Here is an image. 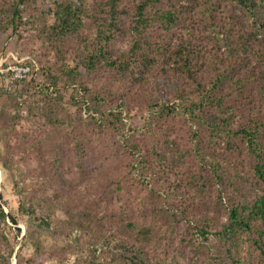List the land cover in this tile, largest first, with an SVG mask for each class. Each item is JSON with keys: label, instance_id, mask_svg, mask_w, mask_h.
Segmentation results:
<instances>
[{"label": "trees", "instance_id": "1", "mask_svg": "<svg viewBox=\"0 0 264 264\" xmlns=\"http://www.w3.org/2000/svg\"><path fill=\"white\" fill-rule=\"evenodd\" d=\"M83 6L85 0H74L55 4L53 10L43 11L35 0H11L9 4L1 1L0 30L9 28L16 33L23 14L29 12L33 24L48 12V15L52 13L56 24L50 27V35L60 45L67 34L76 35L83 26V20L87 19V15L82 17ZM90 7L93 12L88 18L99 38L98 49L91 50L86 41L77 37V46L69 55H73L74 60L82 59L84 63L76 64L84 66L87 71L93 70L95 64L108 55L107 46L100 39L106 41L113 35L130 36L133 41L129 48L131 54L117 56L112 53L108 66L121 71H129L130 65L136 66L127 77L132 85H139L147 74L156 71V74H165L166 79L155 88V93H166L165 88L171 87L169 95L183 103V113L186 112L191 119L185 127L195 125L205 131V135L191 134L193 137L187 138L190 148L178 149L179 143L170 138L177 134L174 139L180 140L183 131L182 124L171 121L177 117L176 106L160 101L148 104L149 113L155 114L157 109L155 116L161 117L165 113L170 117L165 122L162 120L160 126L143 121L144 128L141 126L139 131L142 138L153 141L159 133L162 138L170 139L166 143L174 146L179 159L175 161L170 157L165 163L158 150L164 148L168 151L170 146L164 147L165 141L158 142L160 147L152 146L155 151L148 168L154 176L163 172L164 166L167 169L175 165L180 167L169 184L173 188L170 192L177 197L170 199L172 204H168L170 208L166 210L172 223L184 224L192 230L188 241L174 239L177 248H172L175 245L169 241L172 256L166 258L168 248L165 249L166 255L158 258L159 264L179 262L188 255H191L188 257L191 263L199 260L201 264H264V46H258L256 40L259 31L264 35V0H91ZM256 11L258 26L249 27L243 18ZM35 12L38 17L33 15ZM152 35L154 38L150 44ZM221 48L223 51L217 56L215 52ZM54 49L62 64L59 65L60 74L69 79L59 46ZM70 72L74 70L69 68ZM43 73L45 82L39 86L45 92L49 88L57 91V75L51 71ZM33 78L34 75L24 82ZM66 82L64 86L75 92L72 102L81 117L92 118L94 125H102L106 118L110 119L111 127L121 123L124 100L114 105L116 111L109 110L106 116L98 110L100 98L93 96L87 85L79 82L77 88L74 83L67 85ZM151 96L154 99V92ZM191 152L192 159L184 157L185 161L181 160L183 155ZM41 185L37 183L40 190ZM18 186L20 183H14L12 189L22 193ZM37 188L32 191L29 204L21 200L18 205L19 215L29 219L30 225L25 233L29 240L26 241L33 246L35 257L43 248L40 233L49 226L45 216L35 212L36 204L41 201ZM1 200L0 195V224L9 220L15 226L16 219L12 214L4 213ZM156 205L150 213L153 217L159 213ZM50 212L55 214L53 210ZM125 214L128 215L129 211ZM60 220L66 224L63 216ZM132 222L126 227L132 228ZM148 228L147 225L141 226L135 238L136 245L120 251L127 263L151 264L148 254L162 239L156 236L150 239ZM14 232L18 236L19 228L14 227ZM194 237L202 240H193ZM244 245L248 248L247 255L243 252ZM77 249L74 244L70 252L62 256L56 252L52 255L53 250H49L48 260H55L57 264L85 263L86 258L83 262L78 261ZM175 254H178L176 258ZM71 256L74 261H67ZM23 264H33V261L24 259Z\"/></svg>", "mask_w": 264, "mask_h": 264}, {"label": "rangeland", "instance_id": "2", "mask_svg": "<svg viewBox=\"0 0 264 264\" xmlns=\"http://www.w3.org/2000/svg\"><path fill=\"white\" fill-rule=\"evenodd\" d=\"M1 1L11 3V0ZM35 1L41 10L47 11L53 10L55 4L74 0ZM90 6L91 0H85L82 17L87 15V19L83 20V26L76 35L67 34L60 45L50 35V27L56 25L52 13H44L39 21L32 24L28 12L22 16L18 32L12 33L9 28L0 30V195L4 213L12 214L17 221L15 226L9 220L0 224V264H23L24 259L32 260L33 264H57L55 260H48V251L53 250L52 255L56 252L62 256L70 252L74 244L78 248V261L87 259L82 264H129L120 251L136 245L138 229L143 225L149 227L150 239L154 236L162 239L155 245L154 251L148 254L151 264H159L158 258L166 255L165 249L168 248L166 258L172 256L169 254L173 252L169 247L170 240L175 245L174 239L185 242L191 238V228L178 222L173 224L166 210L172 204L170 199L177 197L170 192L173 188L169 184L177 176L180 167L173 164L174 167L167 169L164 166L163 172L154 176L148 168V164L153 161V145L160 147L158 142L165 141L164 147L170 146L168 151L164 148L158 150L165 163L170 157L179 160L174 146L166 143L171 140L162 138L159 133H156L153 141L144 140L139 131L141 126L144 128L143 121L160 126L162 120L165 122L170 117L163 113L161 117L164 118L159 119L160 116H155L158 114L157 109L155 114L149 113L147 107L152 101L153 104L154 101H160L176 106L177 117L171 121L182 124L183 131L179 135L180 140L174 139L177 134L170 138L179 143L178 149L190 148L187 138L191 134L205 135L204 128L195 125L185 127L191 119L186 112L183 113V103L169 95L171 87L165 88L167 94L155 93V88L166 79L165 74H156V71L145 75L139 85H132L127 77L130 70L135 71L136 66L130 65L129 71L108 66L112 53L117 56L131 54L129 48L133 41L130 36L113 35L106 41L100 39L107 46L108 55L95 64L93 70L87 71L84 66L76 64L84 63L82 59L74 60L73 55H69L77 46V37L86 41L91 50L98 49L96 44L99 38L88 18L93 12ZM33 15L38 17L37 12ZM255 15L257 11L254 15L244 16L243 22L249 27L258 26L256 21L259 17ZM262 33L259 31L256 36L258 46H264ZM153 38L152 35L150 44ZM57 46L65 58V73L69 79L60 74L59 65L62 64L54 49ZM222 51L223 48L215 53L219 56ZM14 65L29 68L25 80H13L8 69H13ZM69 68L74 72L68 73ZM48 71L57 75V91L49 88L45 92L39 86L45 82L43 72ZM33 75L34 80L24 82ZM65 81L67 85L74 83L77 88L80 87L79 82L87 85L90 93L100 98L98 110L106 116L109 110L116 111L113 110L114 105L124 100L121 123L111 127L110 119L106 118L102 125H94L92 118L81 117L78 107L72 102L75 92L64 86ZM184 157L192 159V152L183 155L182 161H185ZM38 182L42 184L39 186L41 190L37 188ZM14 183H20L18 187L22 193L12 189ZM32 186L35 187L32 189ZM36 188L41 201H38L39 205L36 204L35 212L45 216L49 226L40 233L39 240L43 248L35 257L33 246L26 241L29 240L25 234L30 225L29 219L19 215L18 205L21 200L29 204L32 191ZM154 204L159 206L156 205L159 211L156 217L150 214L154 211ZM127 210L128 215L125 214ZM62 216L66 224L60 220ZM129 222H132V228L126 227ZM14 227L20 230L18 236L15 235ZM198 239L202 240L200 237H194L193 240ZM243 247L244 255H247L248 248L246 245ZM188 257L179 262L171 261L170 264H201L199 260L191 263ZM67 261L73 262L74 257H68Z\"/></svg>", "mask_w": 264, "mask_h": 264}, {"label": "built area", "instance_id": "3", "mask_svg": "<svg viewBox=\"0 0 264 264\" xmlns=\"http://www.w3.org/2000/svg\"><path fill=\"white\" fill-rule=\"evenodd\" d=\"M14 67L13 69H11V67L8 69L10 70L11 76L13 77V80H18V81H23L27 78L28 74H29V68L24 66H12Z\"/></svg>", "mask_w": 264, "mask_h": 264}]
</instances>
